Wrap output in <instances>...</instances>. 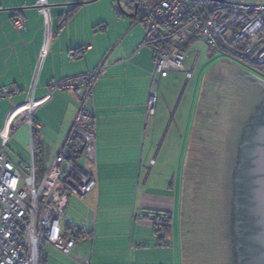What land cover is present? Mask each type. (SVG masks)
Segmentation results:
<instances>
[{
  "label": "crops",
  "instance_id": "1",
  "mask_svg": "<svg viewBox=\"0 0 264 264\" xmlns=\"http://www.w3.org/2000/svg\"><path fill=\"white\" fill-rule=\"evenodd\" d=\"M42 1L46 15L37 11L38 0H0V87L11 86V95L25 99L33 87L34 99L39 100L48 94L51 80L79 76L99 66L105 69L89 102L94 162L78 161L95 185L86 193L85 202L74 197L64 211L63 233L73 236L72 232L80 230L82 235L68 255L48 245L44 264H169L165 255L171 254L169 245L175 236L180 235L179 245H186L173 219L177 204L182 206L181 193L190 186L186 183L189 170L183 160L179 179L174 175L162 184L158 173L153 176L154 148L159 146L163 125L156 114H146L148 94L154 88V63L152 51L140 46L144 28L130 16L133 8L122 3V14L116 13L114 0ZM15 11L24 17V29H15ZM159 96L164 99L163 92ZM198 102L203 109L198 115L180 110L169 127L174 128L172 138L179 139L175 148L185 155L191 150V138L205 136L212 126L209 116L214 107L200 96ZM78 106L75 90L55 91L44 100L35 110L36 148L33 133L30 137L27 130L28 151L17 164L29 162L33 143L35 164L37 160L39 167L46 168L64 144ZM10 108L0 115V129ZM140 210L167 214L169 229L157 231L145 215L138 217ZM157 255L164 256L163 262L153 261Z\"/></svg>",
  "mask_w": 264,
  "mask_h": 264
},
{
  "label": "built area",
  "instance_id": "2",
  "mask_svg": "<svg viewBox=\"0 0 264 264\" xmlns=\"http://www.w3.org/2000/svg\"><path fill=\"white\" fill-rule=\"evenodd\" d=\"M133 4L134 18L144 28L140 46L152 51L154 88L148 94V116L156 114L157 98L162 94L160 80L171 72H181L184 86L192 78L199 51L189 64L178 43L188 37L201 39L213 49L228 53L253 64H264V4H249L223 0H128ZM37 11L46 15V5L38 0ZM120 0L113 9L122 14ZM132 11V12H133ZM15 29L25 28V19L18 12L12 18ZM105 69H96L75 77L51 80L48 94L36 100L33 87L19 105H12L0 129V264H39L43 244L51 245L68 255L75 244L72 236H64V211L69 193L83 197L95 185L93 177L81 166L66 159L71 137L81 142V158L94 162L95 135L89 102L98 79ZM83 91L69 134L64 144L48 163L40 178L34 159L33 143L29 148V162L15 164L5 153L14 121L28 127L32 136L35 110L55 91ZM14 93L11 86L0 87V99ZM173 112L169 111V119ZM154 164V158L149 165ZM155 221L151 212L139 211ZM158 226V225H157ZM133 264V263H127Z\"/></svg>",
  "mask_w": 264,
  "mask_h": 264
},
{
  "label": "rangeland",
  "instance_id": "3",
  "mask_svg": "<svg viewBox=\"0 0 264 264\" xmlns=\"http://www.w3.org/2000/svg\"><path fill=\"white\" fill-rule=\"evenodd\" d=\"M243 1L258 3L264 0ZM193 51H199L200 55L196 61L192 78L185 86L181 72H173L167 79L161 80L160 86L164 99L159 96L156 105V118L163 127L159 146L154 148L157 165L153 176L158 173L160 176L158 180L162 184L167 181L168 177L174 175L177 180L181 173L183 175L181 166L184 164L183 160H186L189 170L186 175V183L190 185L186 192L181 193L182 206L177 204L173 219V225L177 232L179 230L182 232L181 239L186 245H179L180 235L178 234L175 236L173 244L169 245L171 254L165 255V259H168L169 264H227V232L223 200H225L228 157L233 137H231V133L235 132L242 108L239 73L242 69L251 75L260 76L243 59L213 50L201 39L194 40L190 47L184 51L189 54L186 64L191 62L194 56ZM209 87L218 89L216 100L218 103L221 102L220 105L213 106L214 109L212 108L210 111L212 114L217 113V116L214 114L209 116L213 128L216 126V131L210 132L209 130L203 137L196 136L197 134L193 136L191 150H188L185 155L175 148L179 139L172 138L174 128L169 129V127L173 125L174 119H169V109L170 111L174 110L173 118L179 115L180 110H185L187 114L192 112L194 116L198 115V112L203 110L198 106V97L200 96L204 102L210 98V96L206 98V93L211 96L213 93L212 89L207 90ZM173 98L174 100L171 102ZM2 100L4 102L0 104V115L12 105H19L22 100H25V97L10 95ZM20 120L18 117L16 124L20 126L13 132L10 142L4 149L15 164L18 162L19 156L23 157L27 154L29 147L28 127L25 124L21 125ZM210 149L222 155L223 162L219 163L220 159L214 158L208 165L207 160L216 155L214 152L210 153ZM153 158L156 159L155 156ZM221 164L224 165L223 168H226L224 171H219L221 167L219 168L218 165ZM23 165H20L21 170H23ZM74 197L83 201L86 194L79 197L70 192L68 201H72ZM49 248L47 244H43L41 250L46 253ZM163 258L164 256L157 255L153 261L163 262Z\"/></svg>",
  "mask_w": 264,
  "mask_h": 264
},
{
  "label": "water",
  "instance_id": "4",
  "mask_svg": "<svg viewBox=\"0 0 264 264\" xmlns=\"http://www.w3.org/2000/svg\"><path fill=\"white\" fill-rule=\"evenodd\" d=\"M121 10L123 11L122 8ZM134 15L133 11L130 16L134 17ZM247 78L256 81L264 91L263 79L241 69L239 80L242 103L245 102L242 107L247 106L246 99H249L248 97L252 94L245 85ZM82 93L83 91L78 92L79 99ZM240 117L239 123L241 122ZM236 128L234 133H236ZM232 144L233 138L230 153L234 149ZM230 162L231 160L228 162V168H230ZM233 180L234 216L237 215V223L240 227L238 248L244 257L241 264H264V92L259 95V100L242 128L237 145ZM231 189V175L227 169L225 196L231 193ZM224 218L227 232V264L229 261L230 264H233V259L232 261L230 259L233 252L231 235L233 220L231 219V209L228 211L226 205Z\"/></svg>",
  "mask_w": 264,
  "mask_h": 264
},
{
  "label": "trees",
  "instance_id": "5",
  "mask_svg": "<svg viewBox=\"0 0 264 264\" xmlns=\"http://www.w3.org/2000/svg\"><path fill=\"white\" fill-rule=\"evenodd\" d=\"M122 3L130 8H133V4L131 2H129L128 0H120V5H122ZM122 7V6H121ZM76 8V7H75ZM74 8V9H75ZM194 40H197L193 37H188L186 38L185 40H181L179 41L178 43V47L180 48V50H187L191 43L194 41ZM246 63H248L251 67H253L259 74L260 77H262L264 79V64H253L252 62L246 60V59H243ZM253 80V79H252ZM251 79L247 78V81L245 82V85L247 86V88L249 89L250 93H252L248 98L249 99H246L247 101V106H243L241 108V122L239 123L238 122V125L236 126V133H231V137L233 138V144L232 146L234 147L233 151H231L230 155H229V161L231 160V164H230V168H228V171L231 175V183H232V189H231V193L230 194H226V198L225 200H223V202H225V205L228 209V211L231 209V219L233 220V207H234V203H233V199H234V180H233V170H234V167H235V161H236V155H237V143L239 142V138H240V134L242 132V128L243 126L245 125V120L248 118V116L250 115V113L253 111V107L254 105L257 103V101L259 100V95L262 94L264 91H263V88L256 82V81H252ZM213 84V83H211ZM210 84V85H211ZM209 85V84H208ZM209 89H212V96L211 94H208L206 93V98H208V96H210V98L206 99V103L207 104H210L211 106H217L218 104L220 105L221 102L216 100V96H217V91L218 89H216L215 87H209L207 90ZM221 96V95H220ZM251 97V99H250ZM203 105H204V102H202ZM245 102L241 103V105H243ZM202 105V107H204ZM201 106V105H200ZM206 106V105H205ZM222 106V105H221ZM214 109V108H213ZM215 116H217L216 114L217 113H213ZM211 113V115H213ZM34 123H35V118H34ZM238 121V120H237ZM217 125V124H216ZM20 126V125H19ZM216 127V126H215ZM214 132L216 131V128H213V124L212 126L210 127V132ZM37 132L35 131V124H34V127H33V141H34V146L36 148V142H37ZM214 134V133H212ZM11 139V137H10ZM199 142V141H197ZM200 143H203L202 141H200ZM67 152H66V159L67 160H70V161H73L74 163L78 164V161L81 159V142L79 140H77L76 138L74 137H71L70 139V142L67 146ZM210 153L214 152L216 155L218 154L216 151H213V149H210L209 150ZM213 154V153H212ZM216 155L213 156V158H210V160H207L208 162V165L211 164L212 162V159L214 158H219L220 160L218 161L219 163H221L220 161L223 160V156L218 154L217 157H215ZM209 158V157H208ZM227 158V159H228ZM222 159V160H221ZM223 162V161H222ZM225 162V160H224ZM79 165V164H78ZM40 164L39 162L36 160V169H37V177L40 178L44 169L45 168H42V167H39ZM219 168L221 167V170L219 169V171H224L226 168H223L222 166L224 165H218ZM226 166H227V162H226ZM202 176V175H201ZM231 201V203H229ZM231 220V222H232ZM154 223V226L156 228L157 231H166L169 229V226H170V218L167 214H165L164 216L162 215H155V221H153ZM233 224V223H232ZM158 225V226H157ZM76 233V234H75ZM81 234L80 230H75L74 232H72V237L74 239L78 238V235ZM82 235V234H81ZM232 245H233V248H234V233H233V227H232ZM64 236H68L66 234H64ZM234 252V250H233ZM232 252V255L230 256V259L232 261L233 259V264H234V253ZM39 264H44V256H43V251L41 250L40 251V255H39ZM229 264H230V261H229ZM232 264V263H231Z\"/></svg>",
  "mask_w": 264,
  "mask_h": 264
},
{
  "label": "flooded vegetation",
  "instance_id": "6",
  "mask_svg": "<svg viewBox=\"0 0 264 264\" xmlns=\"http://www.w3.org/2000/svg\"><path fill=\"white\" fill-rule=\"evenodd\" d=\"M237 145H238V143H237ZM234 209H235V207H233V226H232L233 227V233H234V240H233L234 241V248H233V250H234V252H233L234 253V264H241L242 260H244V257L242 256V254H240V250L238 248V246L240 245V243H238V236H239V232H240V227L237 223V215L234 216Z\"/></svg>",
  "mask_w": 264,
  "mask_h": 264
}]
</instances>
